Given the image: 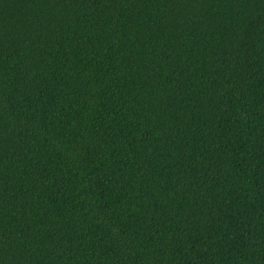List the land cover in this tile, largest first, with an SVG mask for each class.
<instances>
[{"label":"trees","instance_id":"trees-1","mask_svg":"<svg viewBox=\"0 0 264 264\" xmlns=\"http://www.w3.org/2000/svg\"><path fill=\"white\" fill-rule=\"evenodd\" d=\"M0 264H264V0H0Z\"/></svg>","mask_w":264,"mask_h":264}]
</instances>
